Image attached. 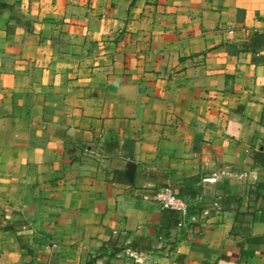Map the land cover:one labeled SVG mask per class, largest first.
Wrapping results in <instances>:
<instances>
[{
  "label": "crops",
  "instance_id": "1",
  "mask_svg": "<svg viewBox=\"0 0 264 264\" xmlns=\"http://www.w3.org/2000/svg\"><path fill=\"white\" fill-rule=\"evenodd\" d=\"M263 14L0 0V264H264Z\"/></svg>",
  "mask_w": 264,
  "mask_h": 264
},
{
  "label": "trees",
  "instance_id": "2",
  "mask_svg": "<svg viewBox=\"0 0 264 264\" xmlns=\"http://www.w3.org/2000/svg\"><path fill=\"white\" fill-rule=\"evenodd\" d=\"M264 46V32L254 31L251 32L246 40L244 48L256 53L261 47ZM254 161L256 165L264 167V147L262 150H257L254 152ZM179 219H175L177 223Z\"/></svg>",
  "mask_w": 264,
  "mask_h": 264
},
{
  "label": "built area",
  "instance_id": "3",
  "mask_svg": "<svg viewBox=\"0 0 264 264\" xmlns=\"http://www.w3.org/2000/svg\"><path fill=\"white\" fill-rule=\"evenodd\" d=\"M264 19V14H263ZM232 32V31H230ZM156 199L166 208L180 210L182 214L186 213V210L180 206L179 199L177 196L171 191L169 188H162L159 189L156 194ZM179 226L183 224V222L180 220L177 223Z\"/></svg>",
  "mask_w": 264,
  "mask_h": 264
}]
</instances>
